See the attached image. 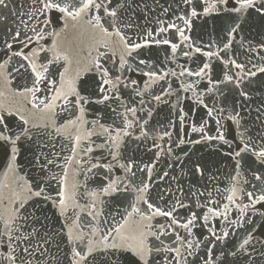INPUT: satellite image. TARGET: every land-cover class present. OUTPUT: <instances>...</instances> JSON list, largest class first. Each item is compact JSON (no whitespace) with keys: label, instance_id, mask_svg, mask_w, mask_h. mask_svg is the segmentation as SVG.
I'll list each match as a JSON object with an SVG mask.
<instances>
[{"label":"snow or ice","instance_id":"1","mask_svg":"<svg viewBox=\"0 0 264 264\" xmlns=\"http://www.w3.org/2000/svg\"><path fill=\"white\" fill-rule=\"evenodd\" d=\"M0 264H264V0H0Z\"/></svg>","mask_w":264,"mask_h":264},{"label":"water","instance_id":"2","mask_svg":"<svg viewBox=\"0 0 264 264\" xmlns=\"http://www.w3.org/2000/svg\"><path fill=\"white\" fill-rule=\"evenodd\" d=\"M251 35L255 36V30H253L251 32ZM194 37L196 39H204L207 40L208 37L206 35H204L199 29H197V31L194 33ZM163 53L160 51H153V58H163ZM201 87H203V85H201ZM229 99H231V96L229 97ZM169 115L168 112V108L167 106H162L160 109L157 110V114L154 116L153 118V123H156L157 121L159 122H163L165 120H167ZM201 115V113H197V118H199V116ZM199 148V151H195V155L193 156V160H196L197 158H200L202 160H206L208 163H212L213 161L217 160L218 158L214 155L210 154V149L204 147V146H197ZM150 155V154H149ZM161 167H163V165H161Z\"/></svg>","mask_w":264,"mask_h":264}]
</instances>
